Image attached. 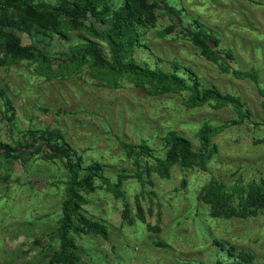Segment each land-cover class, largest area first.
Listing matches in <instances>:
<instances>
[{
    "label": "rangeland",
    "instance_id": "obj_1",
    "mask_svg": "<svg viewBox=\"0 0 264 264\" xmlns=\"http://www.w3.org/2000/svg\"><path fill=\"white\" fill-rule=\"evenodd\" d=\"M19 1L0 0V24L19 27L48 60L9 54L0 37V147L21 151L0 150V264H61L70 175L52 148L68 151L81 175L98 166L103 177L84 191L83 211L109 236L71 232L78 264H229L228 247L264 264V210L251 212L264 191V0H167L173 16L159 0H102L89 19V0H27L33 15ZM129 3L134 32L122 70L92 52L75 55L84 45L115 65L112 45L91 28L113 32ZM63 9L80 18L46 12ZM212 87L238 98L245 116L230 103L197 101L191 90ZM204 124L215 129L206 150ZM173 132L204 156L188 161L180 152L161 163ZM142 145L151 156L136 154Z\"/></svg>",
    "mask_w": 264,
    "mask_h": 264
},
{
    "label": "trees",
    "instance_id": "obj_2",
    "mask_svg": "<svg viewBox=\"0 0 264 264\" xmlns=\"http://www.w3.org/2000/svg\"><path fill=\"white\" fill-rule=\"evenodd\" d=\"M102 0H89L86 11L85 17L87 19L90 18V12L95 10ZM21 4L26 8L27 14L35 13V9L27 0H20ZM161 2L168 14L173 16L174 10L172 7L169 6L167 0H159ZM131 4L127 5L124 9L118 13V17L116 23L114 25L113 32H103L99 33L94 28H91L92 32L106 39L113 47L114 58H115V65L110 64L108 61L104 60L101 55L92 47L81 45L76 48L75 55L79 56L81 53L92 52L94 56L106 67L109 69H118L122 70V63L120 61V54L122 49L125 45V40L131 36L134 32V24H133V17H132V10L130 8ZM50 17L54 20H57L61 15H67L74 20H78L80 18V11L75 9H63L62 12L57 10H47L46 11ZM20 30L19 27H15L12 24H0V37H4L6 39L7 45V53L14 54L15 56H25L28 53L36 54L38 57L45 58L48 60L47 56L43 53H40L37 49L32 51V46L23 41L22 36H20L17 31ZM135 35V33H134ZM196 37H199L196 35ZM202 42L203 49L209 53L211 56L217 54L215 50V45L212 41L207 38H203ZM131 73H138L143 75L147 78H152L158 80L159 82H166L170 84H180L178 79H173L170 75H162L155 71L144 70L143 72L139 73L136 68L130 67L128 69ZM251 74V73H248ZM178 80V81H177ZM194 98L197 101L203 102L206 100H217L223 103H230L232 104L238 111L239 114L245 116L240 108L239 99L228 94L221 93L216 88H206L203 91H200L196 88H191ZM215 129L212 128L208 124H204L200 130V138L202 140L203 148L206 150L209 144V135ZM48 143H41L39 145H28L27 149H35L40 150L44 146H47ZM169 148L167 151L166 159L161 160V163L167 162L169 164L174 163L177 158L178 154L181 152L188 161H195L200 159L204 156L205 152L196 153L193 151L191 147V143L185 137L176 135L174 132L171 134V138L168 142ZM3 154L5 155H12L15 153H21L20 149L16 147H12L9 145H4V147H0ZM52 156L54 157H66L65 166L70 175L69 180L67 182L66 187V197L62 203V220L60 224V250L56 254V260L59 261L61 264H78L80 257L76 253L75 248L76 244L71 237V232L75 233H94L98 234L103 238H108L109 230L106 225L103 223L94 220L87 216L83 211V205L86 203V198L84 196V191L88 189L94 182L96 177L103 178L99 172V167H94L93 171H89L84 175H81L79 172L78 167L76 164L70 159V154L68 151H64L58 148H52ZM129 152L134 153V149L128 148ZM137 155L145 154L147 156H151V152L147 146L142 145ZM254 208L251 212H257L258 210H264V191H261L257 194L254 200ZM229 215L231 213H228ZM224 249H226L224 247ZM227 252L230 256H233V262L229 264H253L254 256L247 251H239L235 252L234 247H228Z\"/></svg>",
    "mask_w": 264,
    "mask_h": 264
}]
</instances>
